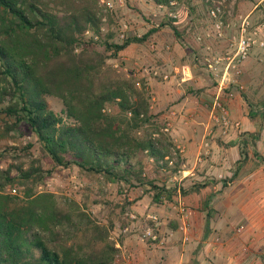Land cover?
Segmentation results:
<instances>
[{
	"label": "trees",
	"instance_id": "1",
	"mask_svg": "<svg viewBox=\"0 0 264 264\" xmlns=\"http://www.w3.org/2000/svg\"><path fill=\"white\" fill-rule=\"evenodd\" d=\"M101 24L98 0H0V160L18 148L2 142L16 139L22 124L40 146L29 166L20 161L0 168V264H120L113 219L98 222L75 202L63 209L54 193L37 190L50 172L42 166L44 158L56 166L76 165L126 190L149 184L154 202L205 186L196 181L188 189L184 181L168 186L149 178L139 159L142 151L154 160L155 169L175 173L184 159L173 161L177 144L164 130L161 113L152 109L149 85L107 62L108 52L118 56L157 28L122 42L112 41L110 32L102 41L104 50H98L85 33H99ZM51 95L63 100L62 114L51 107ZM32 144L22 147L24 153ZM253 145L254 155L264 161L257 142ZM247 146L240 148L239 163L249 158ZM12 186L21 193L8 192ZM129 204L116 205L123 228L131 225L123 217Z\"/></svg>",
	"mask_w": 264,
	"mask_h": 264
},
{
	"label": "crops",
	"instance_id": "2",
	"mask_svg": "<svg viewBox=\"0 0 264 264\" xmlns=\"http://www.w3.org/2000/svg\"><path fill=\"white\" fill-rule=\"evenodd\" d=\"M178 28L180 36L176 34L161 40L170 50L157 51L152 57L151 70L155 75H161L162 80L149 76L148 84L158 107L169 106L167 116L171 134L184 159L179 170L181 180L190 181L188 189L196 181L205 184L199 192L178 194L188 203H197V209L188 218L189 239L194 232L201 236L193 252L196 259L190 261L188 249L178 256L175 247L169 243L170 237L167 240L163 237L162 242L156 243L144 241L142 231L134 232L136 224L133 221L124 228L118 226L120 234H125L120 235L123 242L117 239L121 249L117 261L120 264H248V214L252 213L250 216L253 217L264 213V196L257 194L262 178L259 173L252 175L255 178L250 189L256 196L248 198V160L238 162L240 148L248 142V133L244 132L260 127L263 116L259 114L257 120H251V106L242 93L245 87L248 89L245 86L248 85V65L254 57L244 62L238 77L244 88L235 87L234 97L226 101L232 121L239 122L240 126L232 125L224 130L211 118L210 107L218 87L205 59L224 55L230 50L232 30L226 28L223 36L217 35L212 20L201 10ZM197 35H202L203 39L199 40ZM259 142L264 146V132ZM226 177H230L228 182ZM151 199L149 209L145 197L136 200V209L144 213L156 210L163 213L162 202ZM162 224L163 220L156 227L157 232ZM240 225L245 226L242 232H238ZM219 235L224 237L223 243Z\"/></svg>",
	"mask_w": 264,
	"mask_h": 264
},
{
	"label": "rangeland",
	"instance_id": "3",
	"mask_svg": "<svg viewBox=\"0 0 264 264\" xmlns=\"http://www.w3.org/2000/svg\"><path fill=\"white\" fill-rule=\"evenodd\" d=\"M122 1V3H121ZM98 0L99 16L102 18L101 31L85 33L86 39L95 40L94 48L98 50H104V45L102 41L109 39L110 32L114 33L112 41L122 42L126 36L136 35L138 37L149 33L152 29L157 28L156 32L149 34L148 38L144 42H135L121 50L118 56H111L112 52H108L110 57L107 62L114 67H117L127 73V75H133L138 81H145L148 84V77H156L158 81L162 80V76L155 75L151 70L152 57L158 51L167 52L164 43L161 40L164 37H175L178 29L182 23L190 21L191 18L198 12H204L205 17H210L207 11V7L199 0H182L180 2L179 8H183V12L180 20L177 23H172L166 17V15L158 9V5L154 0ZM260 0H226V12L224 19L227 21L239 23L240 14H249L250 19L253 20L254 24H259L264 21V1L260 2L259 6L256 4ZM108 3H113V9H110ZM166 3V2H164ZM211 19V18H210ZM164 23V24H163ZM226 30L235 31L238 25ZM124 25H128V29L125 31V36H121L124 31ZM215 30V29H214ZM180 31V30H179ZM216 32V31H215ZM94 34H99V38H93ZM217 34V32H216ZM218 35V34H217ZM199 37V35L195 36ZM184 39V38H183ZM97 43V44H96ZM155 45V48L152 47ZM157 46H159L157 48ZM252 62L250 61L248 65V85L242 90L245 94V99L248 101V105L251 106L250 118L251 120H257L259 114L262 121L260 122V127L255 131L244 132L248 133V146L246 147L249 153L248 158V198H253L256 196L252 187V179L255 178L256 174L259 173L262 181L260 183V191L257 192L260 196H264V161L258 159L254 155L255 147L253 141L257 142L256 148L261 155L264 156V146L261 144V136L264 132V55L255 49L251 54ZM250 56V57H251ZM160 74V73H159ZM140 85V84H138ZM149 85V84H148ZM150 87V85H149ZM151 89V88H150ZM51 107L58 113L62 114L65 108L63 100L55 95L48 97ZM153 100L152 109L154 112H160L161 118L165 120L167 128L164 129L171 134L170 120L167 116L169 106H164L161 109ZM263 110H259L260 107ZM16 139L9 140V145H14L18 147L13 150L11 154H7L5 158L0 160V168H6L12 163H18L24 161L28 166L32 163L31 159L39 156V143L37 142L36 135L29 130L26 124H22L21 129L15 132ZM172 136V134H171ZM173 137V136H172ZM174 138V137H173ZM175 141V140H174ZM28 143H33L29 153H24L23 146L28 145ZM176 143V141H175ZM173 150L172 158L176 163L178 156H182L181 149ZM17 152L21 156L17 155ZM139 159L146 167V172L150 179H157V183L166 182L168 186H173L176 183L184 181L186 186L191 185L190 181L181 180L180 173H175L170 169L164 170L162 168L155 169L154 160L147 156L145 151L139 153ZM174 167V164H171ZM42 166L44 169L50 172L45 173V178L38 184V191H49L56 195V200L60 207L63 209H70L75 203H78L87 213L96 221L101 223H109L110 219L114 220V227L112 228L111 235L112 238L118 239L125 234L124 232L120 234L119 225L117 222L121 218V208L117 207V204H123L126 201L129 204L124 218L126 221L135 222L136 234L140 233L145 229L146 223H152L149 220L148 215L151 213H156L159 215L160 220L164 221L162 228L159 232L160 239L167 240L170 237V245H173L176 250V254L180 256L182 251L188 249L191 257L190 261H194L196 258L193 256L194 250L199 245L198 232L191 233V238L184 241V233L182 229L181 216L174 207L180 201H182L189 212V216L193 215L194 210L197 209V203H188L183 197H178L175 194L172 201L167 203H162V208L164 214L160 211H148L140 212L136 209L138 203H136L141 197H145L146 204L149 205L147 209L150 208V203H152L153 192L149 184L144 186H137L132 190H126V188L119 184L118 182L111 181L107 182L101 176L95 177L83 170H80L78 166L72 165L70 167L56 166L51 162L49 158H44L42 160ZM255 174V176H252ZM230 177H226L225 181H229ZM258 181L256 179L255 183ZM252 185V186H251ZM19 186L9 187L8 192L19 193ZM15 190V192H13ZM21 193V192H20ZM250 195V197H249ZM137 200V201H136ZM75 202V203H74ZM135 203V204H134ZM252 207V206H251ZM248 209V213L251 210ZM253 209V208H252ZM133 211L136 213L137 218L131 219L128 212ZM252 214V213H251ZM248 214V264H263L262 257H264V213H257L253 217ZM166 219V221H165ZM116 220V222H115ZM207 225V224H206ZM205 225V227H206ZM70 231V230H69ZM132 232V234H134ZM206 232V231H204ZM221 242H224V237L219 235ZM253 238V239H252Z\"/></svg>",
	"mask_w": 264,
	"mask_h": 264
},
{
	"label": "built area",
	"instance_id": "4",
	"mask_svg": "<svg viewBox=\"0 0 264 264\" xmlns=\"http://www.w3.org/2000/svg\"><path fill=\"white\" fill-rule=\"evenodd\" d=\"M181 1L182 0H169V2L160 3L158 9L163 11L169 20L177 23L182 15L181 9L179 8ZM199 1L207 7V11L212 20V25L219 36L224 35L226 28L233 29L237 24L232 22V20L226 22L224 19L227 7L225 4L226 0ZM263 1L264 0H260L256 4V7ZM108 4L110 9H113L114 4ZM238 19V27L235 31L233 30L231 35L230 50L224 55H214L213 57H207L205 59L208 69L217 80L218 87V93L210 107L211 118L220 124L224 130L229 129L232 125L235 127L240 126L239 122L232 121L226 101L228 98L234 97L235 87H239L241 90L244 88L238 80V77L242 74V66L244 62L250 58L255 49H258L264 55V21L259 24H254L253 20L250 19L249 14H240ZM127 29L128 25H124V31L121 36H125L124 33ZM89 32H91V30H87V33ZM93 38L98 39L99 34H94ZM197 38L199 40L203 39L202 35H199ZM152 47L155 48V45H152ZM13 192H15V190ZM167 202L168 200L163 198L162 203ZM174 207L177 208L181 216L184 240L187 241L189 240V212L187 211L186 205L180 200L174 205ZM127 214L133 220L137 218L136 213L133 211H130ZM148 218L152 223H146L141 238L146 242H162L156 231V227L161 223L159 215L151 213L148 215ZM244 228V225H240L238 227V232H242Z\"/></svg>",
	"mask_w": 264,
	"mask_h": 264
}]
</instances>
